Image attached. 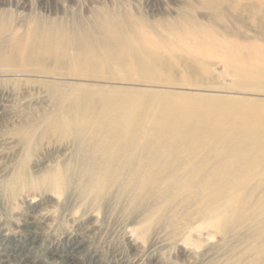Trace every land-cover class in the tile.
<instances>
[{
    "label": "rangeland",
    "instance_id": "rangeland-1",
    "mask_svg": "<svg viewBox=\"0 0 264 264\" xmlns=\"http://www.w3.org/2000/svg\"><path fill=\"white\" fill-rule=\"evenodd\" d=\"M0 18L10 25L5 36L18 31L21 45L0 48L5 49L7 57L17 58L12 68H23L17 47H29L37 53V59L41 58L38 46L44 32L37 27L43 24L58 26L66 33L74 34L80 29L95 34L102 23L119 19L131 29L145 30L143 33L157 42V49H164L159 52L156 70L142 73L141 78L128 71L126 77L125 72L113 67L118 72L109 68L104 72L108 77L105 80L55 79L35 73V64L26 67L33 72L29 75L0 77V231L11 238V249L26 254L21 248L30 246L26 235L30 225L35 224L41 243L27 256L25 261L29 264H65L63 257L76 264H264V221L249 227L248 218L251 214L255 222L264 218V204L262 214H255L262 204L259 200L264 188V163L252 165L257 154H232L228 143L239 134H233L230 126L221 128L213 116L208 125L199 121L195 111L207 103L197 104L179 118H166L159 113L164 106L175 103L174 96L164 97L171 94L264 100L261 91H242L233 85V77L213 57L219 52L208 50L204 56L193 53L191 56L202 57L198 64L191 62L194 57L184 47L171 52L166 39L173 30L162 27L173 22L186 28L187 22H215L216 27L210 24L214 30H209L224 33L220 35L241 48L249 47H243L240 55L254 63L262 62L264 4L227 1L221 6L210 0H0ZM133 35L138 36L137 32ZM204 38L210 39V35ZM54 54L46 53L39 61L46 70L57 68ZM0 68L5 67L0 64ZM65 81L144 92L137 102L150 107L142 111L134 108L141 117L140 123L131 128L143 134L141 146L128 144L125 150L119 144L105 143L101 148L99 139L91 137L83 122L80 131L73 128L74 133L51 128L50 122L59 121L64 111L54 86ZM147 98L149 102L145 103ZM180 118L194 121L179 125ZM203 128L208 133L201 132L203 137H199L200 131H195ZM245 129L249 134L258 132L251 127ZM262 143L257 137L253 146H262L258 154L264 152ZM95 156L98 164L110 159L113 168L122 166L116 183L98 197L87 192L94 179L85 173L94 168ZM244 157L254 159L244 162ZM228 161L236 162L237 172L233 167L225 168ZM21 164L26 167L30 182L55 173L58 167H71L75 172H69L71 180L65 191L36 184L27 190H9L7 184ZM215 169L230 171L213 173ZM215 176L240 178L245 188L236 194L229 188L234 180L228 184L219 182V190L224 193L215 198L219 192L210 194L204 187V182H212L211 177ZM145 177H149L146 181L150 185L141 194L138 188ZM125 187L127 190H120ZM236 195L254 207L244 212L233 201ZM224 211L230 216L222 223L226 227L222 232L217 221L221 219L218 213ZM75 238H83L88 245L83 253L72 254Z\"/></svg>",
    "mask_w": 264,
    "mask_h": 264
},
{
    "label": "bare ground",
    "instance_id": "bare-ground-1",
    "mask_svg": "<svg viewBox=\"0 0 264 264\" xmlns=\"http://www.w3.org/2000/svg\"><path fill=\"white\" fill-rule=\"evenodd\" d=\"M210 1L215 5L221 6L227 1H253L257 4H264V0ZM104 23L98 26V31L95 34L85 30L82 31L80 29H77V32L72 34L64 32L58 26H50L45 24L41 26L39 25L37 28L44 32L42 37L39 39L41 44L38 46L40 47L39 52L41 53V58L37 59V53L29 47H17L18 53L20 54L17 55L23 60V68H12L15 66L17 58L7 57L5 49H0V64L5 67L0 68V77H19L28 73H33L32 71L26 69V67L30 66L31 64H35L37 68L33 69L35 73L39 75L53 76L56 77L55 79H73L74 77L79 79L80 77H84V79L87 78L86 80H105L108 77L104 76V72L107 70L109 71V68L113 70V67H115V69H120L121 73L122 71L123 73L125 72L124 75H127L126 77H128L129 73H126L128 71L131 72V74L135 73L134 76H138L139 78H141L140 75L142 73L147 74L151 70H156L154 68H157L159 52L164 49H157L159 46L156 45L157 42L155 39L150 38L145 33H143L145 30L142 31L141 28L138 30L131 29L129 26L122 24L119 19L109 20ZM214 23L215 22H209L207 23L209 25H205L196 22H187L186 24L189 25L188 28L185 26L180 27L181 24L177 22L170 23L168 26H162L171 28L173 30L170 33V37L166 39V41H169V50L172 52V49L176 47H184L186 48L189 56H191L193 53L194 55H198L199 52H201L204 56L205 51L208 50H211V52H219L213 57L223 63L222 65H224L226 68L225 70H227L225 73L228 74V76H231V78L233 77V85L242 91H261L264 93V59H262V62L254 63L249 61L246 56H241L240 51H243L242 48L245 47L244 49H247L249 47L243 46L241 48V46L234 44L230 38H225L220 35L224 33L220 32L219 34L218 32L215 33L209 30L208 28L214 30V28L210 25L212 24L215 26ZM9 27V23H5V21L0 18V48L3 46L13 47L14 45H21L17 37V30L11 31V35L5 36L7 33H9ZM200 27H202V29ZM203 27H206L207 29ZM135 32H137L138 36L133 35ZM208 34L210 35V39H205L204 37ZM73 35H75L74 38ZM46 53H56L57 57L54 59L57 67L56 69L46 70V68L43 67V64L39 62L44 59ZM191 57H194L191 62L194 63L193 61H195L197 64L202 58L200 56ZM113 72L117 73L118 71L113 70ZM81 79L83 80V78ZM54 91L58 94V97L61 100L60 109L64 111L61 112L63 117L59 118V121L50 122L49 126L51 128L54 127L58 130L65 128L67 133H74L73 128H77L80 131V125L81 122H83L85 124V128L89 131V134H91V137L95 138V140L99 139V145L101 148L105 146V143H108L109 145L119 144L125 150V146L128 144H136L141 146L143 134L140 133L141 131H133L131 128L134 129L137 124L140 123L141 117V115H137V113L134 112V108L137 106L142 111L150 107L148 104L139 105L137 102V100H141V94H145L144 92L141 91L138 92L139 94H136L135 92H126V90L121 91L110 86L107 88V86H104L103 84L89 85V83H87V85H81L77 83H66V81L57 82L56 86H54ZM131 94H134V96ZM172 96H174L173 98L175 103L171 106H164L159 111V113L162 112L161 116L166 118L168 116L179 118L182 117L184 112L188 113L189 111H192L193 108L197 106V104L207 103L208 105L200 106L198 107L199 109H196L195 111V114L198 115L199 121L204 125H208L211 122V116H213L215 122H219V126L221 128L230 126L233 134H239L236 138H231L230 142L228 143V145L232 147V154L235 156L241 152L242 156L257 154L255 156L256 162L252 163V165L264 163V152L258 154L259 149L260 147L262 148V146H253L257 137L260 139V142H264L263 99L255 100L241 99L239 97L233 98L217 96L206 97L197 93H183L178 95L171 94L165 95L164 97L171 98ZM184 99L187 101L182 102ZM144 100L145 103L149 102L148 98L147 101L146 99ZM189 103H193L194 106L190 105ZM178 111L181 113H178ZM193 121L194 120H187L185 122L184 118H180L179 125H191ZM118 127H120V129ZM246 127L247 129L248 127H251V129L255 128L258 132H250L249 134L250 128L249 130H246ZM198 131H200L198 134L199 137H203L201 132L208 133V130L205 128L202 130H196L195 132ZM157 153L158 152H156L155 155L160 160L163 159L161 156H158ZM167 153L165 156H167ZM250 159L254 158L244 157L243 161H252ZM92 161L94 163V168L87 169L85 171L88 178L94 179L92 185L87 189V192H89L91 195H96L97 197L98 195L103 196L104 193L118 180L117 175L122 173V171H120L122 166L119 168H113L112 164H114V162H112L110 159H106L98 164L96 156ZM236 165V162L231 161L224 163L226 169L227 167H233L234 172H237L238 165ZM229 171L230 170L215 169L213 170V173H226ZM69 172H75V170L71 167H58L55 173L43 175L40 181L30 182L26 167L24 164H21L20 168L17 170L15 175L12 176L7 185H10L11 189L9 190L13 191H18L19 188L22 190H27L31 187V185L35 184L39 185L40 187L53 189L55 191H65L68 189L71 180L68 176ZM147 179L150 180L149 177L143 178L141 187L138 188V191H140L141 194H143L150 185V183L146 181ZM229 180H234L232 184L229 185V188H231L232 192L238 194V189L243 190V188H245V186H243L245 182L243 183V180L240 178L235 177L230 179L221 176L211 177L212 182H204V187L206 191L209 190L210 194L212 192H219V195L214 196L217 198L224 193L223 190H219V182H221V184L223 182L228 184ZM127 187L120 190L125 191L127 190ZM261 192L263 195L259 201L262 204L258 209H256L255 214L257 217L263 212L260 209L264 204V188ZM124 195L127 194L125 193ZM139 195L140 194H138V196ZM139 199L140 198H138V200ZM233 201L238 203V206H241L239 208H242L244 212H247L246 210L254 207L252 205L249 206V204L247 205V200L240 201V199L237 198V195L233 196ZM220 205L222 204H219V206ZM218 214L220 215L219 218L221 219L216 221L219 223V228H221V231L224 232L226 227H224L222 223L229 218L230 212L224 211ZM248 218L250 221L249 227L257 223L263 224L264 221L262 216V220L255 222L256 220L253 214H251V216ZM26 238L30 242V246H23L21 248V250L26 254L17 253L16 249H11V246H8V241H10L11 238L7 232L0 231V264H29V262L25 261L27 256L33 249H37L41 243L37 225H30ZM75 239L77 243L76 246L73 247L72 254L76 252L83 253V251L88 248V245L82 240L83 238ZM53 257L56 258V260L58 259V256L54 255ZM72 257L73 256H71V258ZM98 258L99 257H96V259ZM120 258L118 259L120 260ZM64 259L66 260V262H64L65 264H76L75 261L70 258L68 259L63 257V260Z\"/></svg>",
    "mask_w": 264,
    "mask_h": 264
}]
</instances>
